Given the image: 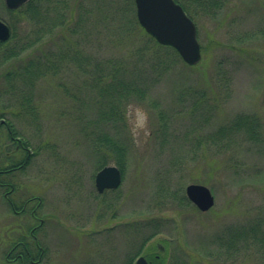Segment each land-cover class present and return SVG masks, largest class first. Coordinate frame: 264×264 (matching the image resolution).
<instances>
[{
    "label": "rangeland",
    "instance_id": "374dc122",
    "mask_svg": "<svg viewBox=\"0 0 264 264\" xmlns=\"http://www.w3.org/2000/svg\"><path fill=\"white\" fill-rule=\"evenodd\" d=\"M70 1L72 16L78 13L80 3L94 7L85 31L81 23L75 24L77 36L71 32L73 22L67 28L56 27L51 36L29 47L20 58L0 63V92H7L11 89L4 73L16 67L24 55L27 58L37 52L55 51L66 58L74 47H79L88 56L84 61L88 73L64 62L66 71L60 76L49 75L36 82L34 101L39 117L35 122L18 115L15 104L4 110L5 98L11 94L0 98V112L11 116L19 136L33 149L29 162L9 177L15 186L11 197L19 205L31 195L39 196L38 216L45 215L44 223L34 230L35 242L29 234L35 221L29 218L28 207L14 214L0 188V264H135L138 255L148 252L163 259V264L181 260L182 264H258L260 249L255 244L244 249L239 243L238 253L226 260L222 255L216 259L208 254L215 251L212 237L218 231L227 235V228H238L250 217L264 214V171L261 175L254 173L264 163V156L246 150L244 142L241 149L230 147L214 152L211 148L217 126L235 113H257L264 133V38H244L241 42L230 38L253 30L260 21L264 23L259 20L264 19V0H226L215 16L199 14L194 23L200 60L193 66L179 62L161 74L146 68V59L136 63L137 57L131 53L139 39L138 28H131L136 16L134 3H129L130 10H126L124 0ZM18 7L8 8L0 0V19L8 25L4 20L9 16L6 8ZM16 24L25 26L26 21L22 18ZM28 25L27 33L38 26ZM118 61L123 64L121 77L133 80L137 87L145 88V93L126 101L120 120H108L99 116L104 100L96 87L90 86L95 79L84 94L78 87L86 89L83 81L91 78L90 68L94 74L99 71L106 77ZM73 69L76 71L70 73ZM59 81L67 85L69 95ZM16 85L21 86L15 82ZM201 89L207 90V103L216 105L211 115L205 111L204 101L194 104ZM74 93L76 99L71 96ZM181 97L185 98L182 102L178 101ZM157 110L165 112L164 134L157 131ZM84 125L108 135L116 130L119 138L131 142L122 181L116 189L96 192L93 175L96 160L101 157L92 151L89 138L84 137ZM236 137L240 140L239 135ZM174 144L194 155V161L178 171L170 164L181 152L174 155V150H168ZM105 157L103 165H115L111 156ZM233 157L237 163L243 161L251 166L245 164L243 171L240 167L229 169ZM2 159L0 145V165ZM188 183L209 188L214 203L208 210L200 211L190 201L184 205L170 204L168 198L159 201L167 184L169 197L175 199L184 194ZM149 218L152 221H146ZM147 222L158 224L156 228L145 227ZM150 232L152 235L141 244ZM18 236L31 247L30 259L36 262L7 260L10 240ZM12 256L10 253L9 258Z\"/></svg>",
    "mask_w": 264,
    "mask_h": 264
},
{
    "label": "trees",
    "instance_id": "16d2710c",
    "mask_svg": "<svg viewBox=\"0 0 264 264\" xmlns=\"http://www.w3.org/2000/svg\"><path fill=\"white\" fill-rule=\"evenodd\" d=\"M178 2L186 14L194 21V19L199 15H208L215 16L216 13L220 12L224 5L227 3L226 0H175ZM252 2V0H249ZM254 1V0H253ZM255 2V1H254ZM260 2V1H259ZM258 2V5H259ZM129 3L133 6V0H124V7L126 10H130ZM257 8V6L253 5ZM73 9L70 0H28L26 3L18 7L17 9H7L9 13L8 20H4L8 23L10 27V36L7 40L0 41V63L11 58H20L22 52L27 50L29 47H32L34 44L39 43L44 37L51 36L52 31L56 28H67L71 22V32L78 35L75 24L81 23V26L84 27V31L90 23L89 15L93 14L94 7L90 5L86 6L85 3L81 5L78 4V13L73 17L70 12ZM50 11L53 12V15H50ZM68 12V14H67ZM16 13L12 17V14ZM76 17V18H75ZM25 19L26 25L20 26L16 24V20L21 21ZM75 18V20H74ZM132 20V19H131ZM259 20L264 21L260 18ZM34 26L37 24V28L33 29L32 33H27L26 27L28 23ZM29 26V25H28ZM92 25L89 26L91 28ZM137 26V27H136ZM19 27L18 32L16 31ZM134 30L138 28L137 35H139L138 42L136 46L131 51L132 55L136 56V63L139 62V59H146L147 63L146 68H154V71H157L159 74L166 73L170 70L171 67L178 65L179 62H183L175 49L169 45H164L157 43L148 33H146L143 28L139 25L136 16H134V25L132 27ZM132 29V30H133ZM26 32V33H25ZM256 36H261L264 38V23L259 22L256 24L255 28L252 30L241 31L237 35H230L232 40L241 42L242 39H255ZM85 39V36H84ZM249 39V40H250ZM85 42V40H84ZM230 46H234L230 44ZM84 50V49H83ZM19 64L16 67L7 69L4 75L8 79V87L10 91H14L9 95L12 100H15L13 104L18 107V115H22L28 118V120H37L39 117V107L34 101V87L38 80L49 76H60L63 71H66V65L64 62H70L74 65L76 70H83L84 73H88V65L84 63L88 56L82 54L79 47H74L69 53V57L66 58L62 52L57 55L55 51H46V52H37L35 54H30L27 58L22 56ZM121 62H117L115 67L108 72L107 76L104 77L102 73L93 72L90 68V79L84 80V89L81 85L83 94L89 87V82L92 79L93 82L90 84L91 87H96L98 94L103 98L101 107H99V116L108 120H120L123 115V110L126 101L132 97H142L145 93V88L143 90L137 87L133 80H127L122 76V66ZM188 66V65H185ZM193 66V65H189ZM129 68L127 65L125 66ZM72 70L70 73L76 71ZM104 77V79H103ZM17 82L21 86L14 83ZM58 85L61 87L64 93L69 95V88L65 83L59 81ZM77 89L78 94L81 93ZM91 90V89H90ZM204 89L200 90V93L196 95L197 99L194 104L197 106L199 101H204L206 104L205 111L208 114H213L216 105L214 103H207V95ZM182 93V91H181ZM71 96L76 99L77 93L71 94ZM185 98H178V101L182 102ZM209 110V112H208ZM191 112V111H190ZM164 116L165 112L157 110V117L160 120L158 125V133L164 134ZM83 135L85 138H89L92 143V151L100 154V159L96 160L97 167L105 164L106 157L105 155L111 156L114 159L115 165H117L122 172L126 168V159L129 155L131 149V142L122 140L119 138L118 131H111V133L106 134L103 132L96 133L95 129H91L87 125L82 127ZM102 131V130H100ZM239 135L240 140L236 137ZM212 137L211 148L215 150L214 152H219L221 150H228L231 148L241 149L245 146H242V142L246 143V150H252L253 153L257 155L264 156V133L262 131V122L260 117L255 112H241L235 113L230 116L226 121L220 123L216 128V133ZM23 141V140H22ZM25 145H28L24 141ZM177 146V149L174 147ZM159 147L164 148L163 144L160 143ZM168 150L173 151L174 155L176 152L179 153L172 161H170L171 166L175 171H178L182 167H185L191 160L194 155L190 156L187 149L182 147L180 149L179 144L170 145ZM212 150V151H213ZM230 157L228 156V159ZM234 160H230L228 163V168L236 170L237 167H240V170L243 171L242 166L245 164L251 166L243 161L237 163V159L233 157ZM177 169V170H176ZM253 171V167L249 168ZM262 171V172H261ZM264 171V163L259 165L255 175H261ZM175 173V172H173ZM252 173L249 174V177H252ZM167 184L164 188V194L160 195V202L170 200V204L173 202L176 205H184L185 202H189L187 197L183 194L179 198L171 199L168 195ZM186 204V203H185ZM264 214H258L257 216L250 217L244 222H241V226L238 228L233 226L227 228L229 233L225 235V231L219 233V231L213 235L212 243L215 247V251H210L209 256H214L216 259H220V256L223 260H226V257H233L234 254L238 253L239 243H242L244 249L250 248L257 245L260 249V261L258 264H264ZM146 221H152L150 218ZM147 222L145 227L151 225V228H156L157 222ZM156 232V231H152ZM152 232L149 235L142 239L141 244L152 235ZM167 249V248H166ZM165 249V252H166ZM146 256L151 260L152 264H163V259L156 258L151 252L145 253ZM182 263V260H181Z\"/></svg>",
    "mask_w": 264,
    "mask_h": 264
},
{
    "label": "water",
    "instance_id": "95a60500",
    "mask_svg": "<svg viewBox=\"0 0 264 264\" xmlns=\"http://www.w3.org/2000/svg\"><path fill=\"white\" fill-rule=\"evenodd\" d=\"M28 0H4L8 8H16ZM135 15L139 25L146 33L164 45L175 49L181 60L188 65L197 63L200 58V45L197 40L196 25L175 0H133ZM8 25L0 19V40L8 38ZM120 169L116 165H104L94 177L96 190L115 188L120 183ZM187 198L195 206L205 211L214 203V197L207 186L200 183H188L184 187ZM137 264H148L140 255Z\"/></svg>",
    "mask_w": 264,
    "mask_h": 264
},
{
    "label": "flooded vegetation",
    "instance_id": "af4514ba",
    "mask_svg": "<svg viewBox=\"0 0 264 264\" xmlns=\"http://www.w3.org/2000/svg\"><path fill=\"white\" fill-rule=\"evenodd\" d=\"M12 93V91L0 92L1 100H3L2 95H12ZM8 98H5L7 103L4 105V110H6V107L11 109V104H13L15 101L12 100L10 96ZM12 127L13 123L11 121V116H6V113L3 111L0 112V145L1 150L4 152V159H2V163L0 165V188L3 189L2 195L4 200L14 214L25 212L28 207V212L38 221V225L31 227L29 230V234L33 237V240L37 242V237L33 233L34 230L41 225V223H44L45 218V215L42 217L38 216V207L41 204V198L39 196L31 195L25 198L21 204L19 203V206L18 204L14 203L13 198L11 197L12 193H14L15 186L13 185L14 183H12L9 179L10 175L13 171L21 170V168H23L29 162L30 157L33 156V151L29 150V145H25L24 141L20 140L14 135ZM1 142L3 143L1 144ZM107 190L111 189H104L102 192H96L101 194ZM32 200L34 202L32 205H29ZM35 245L39 249V253L42 252V249L39 247V245L37 243ZM14 249V253L11 258H9V253L5 255L8 261L16 260L17 262L19 261L22 263L25 259L31 258L32 249L24 241L18 239L14 245ZM145 258L149 264H152L150 259H148L146 256Z\"/></svg>",
    "mask_w": 264,
    "mask_h": 264
},
{
    "label": "bare ground",
    "instance_id": "6f19581e",
    "mask_svg": "<svg viewBox=\"0 0 264 264\" xmlns=\"http://www.w3.org/2000/svg\"><path fill=\"white\" fill-rule=\"evenodd\" d=\"M8 28H9V30H10V27H9V25H8ZM197 30V29H196ZM151 36V35H150ZM152 37V36H151ZM154 40H155V38L154 37H152ZM156 41V40H155ZM157 42V41H156ZM158 43V42H157ZM181 59V58H180ZM185 63V62H184ZM186 64V63H185ZM188 65V64H187ZM30 121H34L35 122V120H33V119H31ZM12 129H13V132H14V135L15 136H17L20 140H23V138L21 137V136H19V133H18V131L14 128V126L12 127ZM29 150H31V151H33V149H32V147H30L29 146ZM102 166H104V165H101L100 167H97V170L95 171V173L102 167ZM95 173H94V175H93V183H94V187H95V189H96V186H95V181H94V177H95ZM122 174H123V172L121 171L120 172V175H121V179H120V183H121V181H122ZM120 183L118 184V186L120 185ZM117 186V187H118ZM117 187H115V188H113V189H116ZM30 219H33L35 222L33 223V225L31 226V227H33V226H37L38 225V221L33 217V216H31V217H29ZM19 239V236L18 237H16L15 238V240L14 241H12V240H10V242L12 243L11 244V246H10V248H9V250H8V253L10 254V253H14V245H15V243H16V241ZM14 249V250H13ZM26 261H29L30 263H34V262H36V261H34L33 259H30V258H27L26 260H25V262ZM33 261V262H32ZM135 261V260H134ZM176 264H182L180 261H177V263Z\"/></svg>",
    "mask_w": 264,
    "mask_h": 264
}]
</instances>
